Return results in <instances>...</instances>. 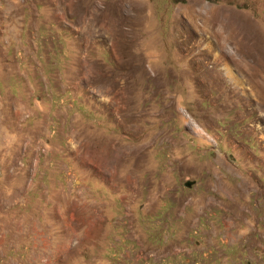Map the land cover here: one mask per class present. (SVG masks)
Wrapping results in <instances>:
<instances>
[{
  "label": "rangeland",
  "instance_id": "rangeland-1",
  "mask_svg": "<svg viewBox=\"0 0 264 264\" xmlns=\"http://www.w3.org/2000/svg\"><path fill=\"white\" fill-rule=\"evenodd\" d=\"M0 264H264V0H0Z\"/></svg>",
  "mask_w": 264,
  "mask_h": 264
}]
</instances>
